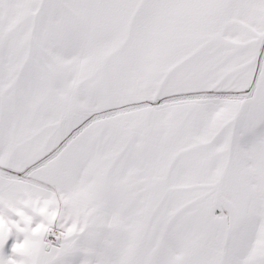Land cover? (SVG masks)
I'll use <instances>...</instances> for the list:
<instances>
[{"label": "snow or ice", "instance_id": "1", "mask_svg": "<svg viewBox=\"0 0 264 264\" xmlns=\"http://www.w3.org/2000/svg\"><path fill=\"white\" fill-rule=\"evenodd\" d=\"M13 234L0 264H264V0H0Z\"/></svg>", "mask_w": 264, "mask_h": 264}, {"label": "clouds", "instance_id": "2", "mask_svg": "<svg viewBox=\"0 0 264 264\" xmlns=\"http://www.w3.org/2000/svg\"><path fill=\"white\" fill-rule=\"evenodd\" d=\"M3 231L7 234L10 231V225L5 218L4 224H3ZM29 224H25L23 228L19 229V235L22 236V239L19 240L20 248L19 251H27L32 246V237L34 234L35 229H30Z\"/></svg>", "mask_w": 264, "mask_h": 264}, {"label": "rangeland", "instance_id": "3", "mask_svg": "<svg viewBox=\"0 0 264 264\" xmlns=\"http://www.w3.org/2000/svg\"><path fill=\"white\" fill-rule=\"evenodd\" d=\"M59 231V229L54 226L52 229V234H49L47 236V240L50 241L53 245H55L57 243L56 239H55V234ZM17 239V236L15 234L10 235L8 241L6 242V244L3 246L2 249H0V252H2V254L4 256H8L10 255V249H11V245L12 243ZM19 239H22V236L19 237Z\"/></svg>", "mask_w": 264, "mask_h": 264}]
</instances>
